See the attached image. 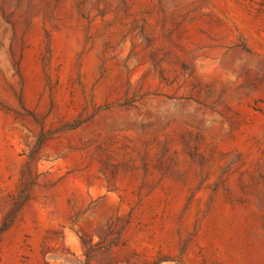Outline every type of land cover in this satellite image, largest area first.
Here are the masks:
<instances>
[{
	"label": "rangeland",
	"instance_id": "374dc122",
	"mask_svg": "<svg viewBox=\"0 0 264 264\" xmlns=\"http://www.w3.org/2000/svg\"><path fill=\"white\" fill-rule=\"evenodd\" d=\"M0 264H264V0H0Z\"/></svg>",
	"mask_w": 264,
	"mask_h": 264
}]
</instances>
